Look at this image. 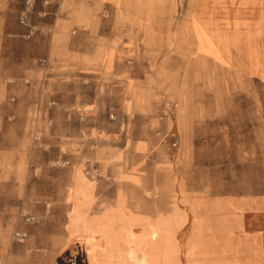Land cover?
Wrapping results in <instances>:
<instances>
[{
  "label": "crops",
  "instance_id": "obj_1",
  "mask_svg": "<svg viewBox=\"0 0 264 264\" xmlns=\"http://www.w3.org/2000/svg\"><path fill=\"white\" fill-rule=\"evenodd\" d=\"M186 7L0 0L12 120L44 132L18 184L40 220L5 264H264V0H194L190 69L181 20L155 16Z\"/></svg>",
  "mask_w": 264,
  "mask_h": 264
},
{
  "label": "rangeland",
  "instance_id": "obj_2",
  "mask_svg": "<svg viewBox=\"0 0 264 264\" xmlns=\"http://www.w3.org/2000/svg\"><path fill=\"white\" fill-rule=\"evenodd\" d=\"M194 0H187L186 11L179 12L178 10L171 12L155 13L156 19L162 18L166 15L174 20H181V27L178 32L175 33L174 29H168L172 31L169 34L171 37L175 36L178 43L182 44V48L186 53L182 55V62L186 64L187 69H190V62L193 59V47L191 41L190 31V14L191 7ZM177 3V2H176ZM181 15V16H180ZM140 35V43L149 45L162 37V28L145 27L137 29ZM179 36V37H178ZM181 38V40H179ZM172 42H174L172 40ZM177 48V50H179ZM204 68H206L204 64ZM208 71L211 72L209 66ZM221 81V77H219ZM6 82L4 77L0 76V197H7L10 195L14 198L12 204L0 203V213L5 217L13 216L10 220H1L0 223L6 224L4 227L0 225V264H5L8 261L5 258V247L8 240L12 242H24L28 237L26 231L22 230L19 224L25 223L26 225L36 224L39 222V217L27 208L25 210L24 205L18 204L19 201V180L23 182L32 178H40L44 172L39 170L32 171L27 170L29 167L36 166L41 162V153L44 151V145H42V138L40 135L42 130H37L40 125L30 124L22 125L23 127V140L20 142L19 132L20 125L13 122V118L19 114V108L16 105V99H9L8 93L3 92L2 85ZM10 94V93H9ZM11 94V95H15ZM11 116V118H10ZM37 126V127H36ZM26 169V170H25ZM27 171V172H26ZM6 183V187L4 186ZM9 191V193H8ZM29 206V205H28Z\"/></svg>",
  "mask_w": 264,
  "mask_h": 264
},
{
  "label": "built area",
  "instance_id": "obj_3",
  "mask_svg": "<svg viewBox=\"0 0 264 264\" xmlns=\"http://www.w3.org/2000/svg\"><path fill=\"white\" fill-rule=\"evenodd\" d=\"M66 264H80L78 251L76 249H73V251L69 254L66 259Z\"/></svg>",
  "mask_w": 264,
  "mask_h": 264
}]
</instances>
